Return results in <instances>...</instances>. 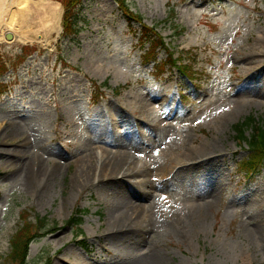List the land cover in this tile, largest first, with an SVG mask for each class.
I'll list each match as a JSON object with an SVG mask.
<instances>
[{
  "label": "rangeland",
  "instance_id": "obj_1",
  "mask_svg": "<svg viewBox=\"0 0 264 264\" xmlns=\"http://www.w3.org/2000/svg\"><path fill=\"white\" fill-rule=\"evenodd\" d=\"M46 1L62 16L56 0ZM127 2L145 22L157 24L192 77L176 67L161 74L153 63L145 64L138 34L115 0H84L82 30L74 40L60 31L49 35L47 46L0 43L10 64L23 45L37 48L0 76L10 87L0 95V264H8L23 209L31 218L46 216L51 228L30 244L29 264H150L142 259L152 252L164 264H264L258 233L264 228V166L245 178L237 162L247 155V144L240 145L233 128L251 114L264 119V0ZM170 8L181 34L161 22ZM244 55L247 63L239 59ZM166 56L161 50L158 61ZM148 93L164 98L149 115L142 111ZM238 95L244 101L235 109ZM208 140L218 151L186 165L185 159L171 163ZM97 151L130 154L150 182L123 190L126 180L119 177L121 191L113 193L102 171L80 184L77 173L86 161L93 162L94 172ZM57 160L62 166L47 182ZM33 161L47 173L41 180L32 170L28 189L22 164ZM123 204L139 218L128 231L145 234L141 260L123 249L114 252L105 240L110 216ZM77 208L86 210L79 238V229L67 223ZM199 209L205 212L201 219L195 216ZM125 236V249L130 244L132 252Z\"/></svg>",
  "mask_w": 264,
  "mask_h": 264
},
{
  "label": "bare ground",
  "instance_id": "obj_2",
  "mask_svg": "<svg viewBox=\"0 0 264 264\" xmlns=\"http://www.w3.org/2000/svg\"><path fill=\"white\" fill-rule=\"evenodd\" d=\"M57 3L62 8V5L59 2ZM61 29V14H59L55 10V8L46 0H0V43L6 41V35L11 32L14 35L13 41L15 42H19L22 44L37 42L41 46H47V44L50 42L49 35L59 33ZM246 55L240 56L239 59L242 62L247 63L248 59L250 58L246 57ZM158 96H160V94L148 93V97L143 100L144 106L142 107V111H144V113H148L149 115L157 111L159 107L158 105H160V103L164 101V98L161 99V97ZM243 101L244 97L238 95L233 101V105L236 107L235 109H239L242 106ZM134 120L138 123L142 122L144 124H147L144 120L141 119ZM148 126L151 127V123H148ZM216 151H218L216 142L208 140L203 142L198 147H191L187 149L186 152L181 153V155L178 154L176 156V159L172 160L171 163L179 159H185L186 161H184L183 164L186 165L197 160L193 158H198L199 156H209ZM95 154L98 160L95 161L93 165L95 167L94 172H92L91 170V163L93 162L86 161L83 168H81V170L77 173V180L80 182V184L85 183L86 181L88 182L91 177L92 179H94L95 175H97L98 172L101 173L102 171V175L105 178L109 177L110 191L113 193H118L119 191H121L120 189H118L119 182L121 183V181H119L118 179L119 177L123 178V180H126L123 182L125 185V188H123V190H133L136 188V186L142 189V184L147 185L148 182H150V174L146 170H142V167L140 170L137 162L130 154L122 152L116 155H112L111 157H109V155L105 156L106 153L102 151H97ZM108 165L111 166L110 169L107 167ZM61 166L62 165L60 161H54L53 171L48 173V177H50V175L53 177V174H55L56 171L61 168ZM169 166L170 164H168L164 168V172ZM123 167L127 168L124 170V172H121ZM176 168L177 166H172L173 170ZM43 169L44 168L42 167L41 163H38L36 161L22 164V172L25 176L24 185L28 189L31 185L28 177L30 178L32 170L37 171V173L35 172L36 176L34 178L38 177L42 180L47 173V170H45L43 174ZM120 172L121 176L117 175ZM52 177L48 178L47 182L51 180ZM31 178L33 179L32 176ZM162 178H164V176L160 174L159 179ZM43 188H45V185H43ZM120 208L122 209H119L117 213L110 216V233L109 235L105 236V240L110 242L114 252L123 249L126 251V254L133 253L136 256L137 260H141L142 257L140 256L141 254L139 250L143 242L146 243V239H144L145 234L144 236H140L137 233L141 232L137 230L135 234L128 231L133 227L134 223H137L139 221V218L137 216H130L135 214H130V212H128V209H125L127 208V206H125L124 204ZM200 209L195 213V216L198 219L205 217V212ZM141 226L145 229L143 225ZM258 233L260 235L259 237L264 240V228H261ZM125 234L128 235L127 238L131 240L133 246L132 252H130V244H127V250L125 249V241L127 240ZM147 246L149 247V249H152V244L148 243ZM134 247L135 250L138 251V254L135 253ZM112 256L116 257L115 255ZM142 262L150 264H164L165 259L161 254L152 252L147 254V256H144ZM54 264L65 263L56 261ZM117 264L127 263L126 261H123L122 263Z\"/></svg>",
  "mask_w": 264,
  "mask_h": 264
},
{
  "label": "trees",
  "instance_id": "obj_3",
  "mask_svg": "<svg viewBox=\"0 0 264 264\" xmlns=\"http://www.w3.org/2000/svg\"><path fill=\"white\" fill-rule=\"evenodd\" d=\"M64 6L63 14V37L75 38L80 32L81 28L79 22L82 19L83 1L84 0H58ZM119 8L132 28L134 23L140 25L139 29V44L141 48L145 49L143 59L145 63L155 62L157 60L159 51L164 49L168 56L163 62L155 63V68L158 72L163 73L168 66L178 68L186 76L191 77L192 72L190 66L182 63L183 57H175V52L171 50L165 40L164 35L158 31L156 25H149L145 22L143 14L135 12L130 8L127 0H116ZM175 10L171 8L167 20L161 21L165 23L169 21L176 34H181V29L175 22ZM23 52L17 55L9 66L8 62L4 60L3 55L0 53V76L6 74L11 66L17 68L22 64L31 54L33 48L23 47ZM11 60V58H10ZM9 86L0 82V95L5 93ZM237 133L236 138L238 142H246L249 146V151L246 157L241 160L238 165L241 172H245L246 176L250 179L255 174L259 173L264 165V119L256 118L254 115H248L243 120L234 125ZM249 174V175H248ZM86 210L77 208L72 217L67 221L68 224L76 225L79 227L83 223L82 213ZM21 224L18 230L13 235L10 245L11 250L7 255L8 264H29L27 258L29 254L30 244L45 236L48 232L49 223L46 216H36L35 219L31 218V212L28 209H23L20 213ZM82 232V231H81Z\"/></svg>",
  "mask_w": 264,
  "mask_h": 264
},
{
  "label": "water",
  "instance_id": "obj_4",
  "mask_svg": "<svg viewBox=\"0 0 264 264\" xmlns=\"http://www.w3.org/2000/svg\"><path fill=\"white\" fill-rule=\"evenodd\" d=\"M7 38H8L9 40H12V39H13V34H12V33H8V34H7Z\"/></svg>",
  "mask_w": 264,
  "mask_h": 264
}]
</instances>
